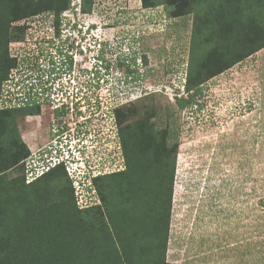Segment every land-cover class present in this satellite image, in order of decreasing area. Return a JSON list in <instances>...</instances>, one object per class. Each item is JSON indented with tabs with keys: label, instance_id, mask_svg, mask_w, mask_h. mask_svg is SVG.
Instances as JSON below:
<instances>
[{
	"label": "trees",
	"instance_id": "obj_1",
	"mask_svg": "<svg viewBox=\"0 0 264 264\" xmlns=\"http://www.w3.org/2000/svg\"><path fill=\"white\" fill-rule=\"evenodd\" d=\"M140 2L143 9L165 5L170 19L191 16L192 42L181 85L184 95L174 98L179 111L195 107L198 113L203 108L198 99L207 81L264 49V0ZM92 7V0H0V264H169L166 252L175 172L170 157L178 148L180 131L172 116L166 117L163 129L155 130L145 115L126 125L131 107L115 108L112 117L122 159L119 171L80 175L75 179L77 191L63 163L32 182L25 181L23 163L30 151L16 121L39 113L38 106H31L32 97L39 93L36 87L30 93L34 83L28 76L13 80V56L28 54V45L36 54L43 53L44 38L36 37L39 41L31 43L30 36L25 37L26 21L38 18L41 24L52 18L58 37L61 15L76 16L77 8L89 14ZM128 59V65L117 64L125 69L126 87L128 78L132 85L138 77L132 72L137 70L132 69L135 59ZM6 85L13 87L12 94L22 95L20 101L25 99L19 107L2 106ZM260 91L264 96V89ZM14 169L17 175L6 180L5 175ZM257 207L258 219L264 220L261 186ZM263 226L258 225L259 233ZM258 245L261 259L264 238Z\"/></svg>",
	"mask_w": 264,
	"mask_h": 264
},
{
	"label": "rangeland",
	"instance_id": "obj_2",
	"mask_svg": "<svg viewBox=\"0 0 264 264\" xmlns=\"http://www.w3.org/2000/svg\"><path fill=\"white\" fill-rule=\"evenodd\" d=\"M92 1V11L78 17L79 24L88 27L90 47L77 54L79 61L65 76L77 79L75 94L83 81L84 95H98L100 109L89 110L95 117L103 115L105 122L99 127L94 121L84 137L85 145L74 155L76 160L82 157L84 169L79 172L88 177L95 173L89 169L109 173L122 166L116 136L108 132L114 126L111 105H129L130 122L145 115L155 130L163 129L166 117L172 116L180 131L178 148L170 157L175 172L167 263L264 264V256L260 259L258 253V241L264 238V226L259 233L258 225L264 220L258 219L257 207L260 186L264 187V96L260 91L264 89V49L207 81L198 99L203 104L198 113L195 107L179 111L174 98L184 95L181 85L192 42L191 16L170 19V8L143 9L140 0ZM34 20L35 37L50 34L48 22L40 25V19ZM93 26L96 29L90 32ZM96 41H101L99 48ZM129 57L135 59L131 67L137 69L132 72L138 77L132 85L128 78L126 87L125 69L117 64L128 65ZM86 81L95 83V90L84 87ZM38 120L29 116L16 121L30 152L47 142L48 134L37 129ZM17 173L9 171L6 180Z\"/></svg>",
	"mask_w": 264,
	"mask_h": 264
},
{
	"label": "flooded vegetation",
	"instance_id": "obj_3",
	"mask_svg": "<svg viewBox=\"0 0 264 264\" xmlns=\"http://www.w3.org/2000/svg\"><path fill=\"white\" fill-rule=\"evenodd\" d=\"M38 19V18H35ZM39 22V20H37ZM43 21V20H42ZM28 27V32L26 33V38L29 37L32 41L33 39L36 40L35 35L33 34V31L35 28H37L36 25L32 26L36 23V21L28 20L26 21ZM40 24V23H39ZM42 25V23L40 24ZM33 27H35L33 29ZM31 30V32L29 31ZM35 37V38H34ZM25 38V39H26ZM55 38V37H54ZM54 38L53 39H46L43 38L42 41V51L41 54H36V50L32 49V47H29L28 45V54L25 56H13L16 61V65L14 67L13 71V80L17 79H23L26 76L31 81L32 87L31 92H33V88H38L41 86L44 81H46V86L50 85V78L56 74L55 72L57 69L55 66L51 65L49 63V55L54 52L55 54L59 52V47L54 46ZM30 41V42H31ZM55 50V51H53ZM70 63V61H69ZM72 64H62L61 67V73L60 74H70L72 71L73 66ZM75 71H77V68H75ZM42 76V84H39L41 81L40 77ZM44 78V79H43ZM50 82V83H49ZM90 82V81H89ZM89 82H85L84 87L92 88L94 89L96 84H91ZM77 93L73 95L71 98H67L65 101H61L59 104H56V102L52 101L51 103L45 105L46 109L42 104H40V98L37 94H35L32 99L34 101V104L32 103L31 106H38L39 113L31 115L32 117H38V127L37 129L39 131H44L48 134L47 142L44 145H39V149H44V151H48L49 149L53 147H58L59 145H63L65 148H70L72 146L75 150L81 149V147L84 144V137H87L91 130L93 129V123L94 121L97 126H101L102 123L105 122L103 115L95 117L92 108H99L100 102L98 101V95L91 94L90 96L83 94V82L79 85ZM95 90V89H94ZM47 92V91H46ZM122 106V105H120ZM120 106L113 105L110 106V112L111 114L114 113L115 108H119ZM126 105L123 104L122 107H125ZM129 119L127 117L125 124H129ZM94 176L103 175L106 172L93 170ZM92 171V172H93ZM119 171V169H118ZM114 172V171H112Z\"/></svg>",
	"mask_w": 264,
	"mask_h": 264
},
{
	"label": "built area",
	"instance_id": "obj_4",
	"mask_svg": "<svg viewBox=\"0 0 264 264\" xmlns=\"http://www.w3.org/2000/svg\"><path fill=\"white\" fill-rule=\"evenodd\" d=\"M78 12L75 15L72 14H64L61 15V25H60V31L58 37L54 36V31H53V22L52 18L48 22L47 29H49L50 34L44 36H36L39 39L42 37L46 39H53L54 37L57 39L56 46H58L59 50H61L62 53H56L52 52L53 54L50 55L49 60L50 62H53V65L57 69L53 76V80H51L49 83V86H46V82L43 83V87L39 86L37 88L38 91V96L40 98V104L47 105L51 103L52 101L56 102V104H59L61 101H65L67 98H71L74 95V90L76 89V85L74 82L78 85V82L76 78H67L65 75L61 74L59 76V70H61L62 64H67L68 61L72 64L71 66H75L77 61H79V56L77 54L81 52H86L88 50L89 43L91 41V35H88V27H83L81 22H78V17L80 15H87V14H82L79 11V8L76 9ZM82 21V18L80 19ZM93 29H96L94 26L89 29L90 32L93 31ZM54 38V39H55ZM37 39V38H36ZM93 40L92 42H94ZM96 45L98 48L101 45V41H96ZM36 48V46L34 47ZM72 48L74 49V53L71 52ZM69 64V63H68ZM52 65V63H51ZM52 65V66H53ZM70 65V64H69ZM83 82V81H82ZM13 87H8V85L3 87V93H2V106L3 107H19L21 103L25 101V99L20 101V98H22V95L17 94V96L12 95V92L14 91L12 89ZM19 88L16 87L15 90H18ZM11 91V93L9 92ZM47 91V92H46ZM9 92V94H8ZM18 97V98H16ZM111 113H109L110 115ZM107 115H104L106 117ZM29 117V116H27ZM112 120L113 117L112 115L109 116ZM115 125V124H114ZM114 129V132L112 131ZM108 132L113 133L116 136V130L115 126H112L109 128ZM45 148L43 149H35L34 152H30V155L28 156L27 159L24 160V175H25V181L26 183L32 182L34 179L40 177L44 172L49 170L52 167L57 166L60 163L65 164V170L69 176V178H74L79 179V176L82 175L79 170L77 169L75 174H73V169H76V165L80 166V169L83 168L82 165V157L79 156L77 157L78 164H75V162H71V158L69 157V152L71 153L72 156L78 153V150H75L72 146L70 148H65L63 145H59L58 147H53L49 149L48 151L51 152L52 157H46L48 151H44ZM119 150V156L120 155V148L119 146L117 147ZM122 162V161H121ZM122 168V166H121ZM120 168V169H121ZM72 172V175H71ZM108 173V172H106ZM75 186V190L77 191L78 189V183L77 181L73 182Z\"/></svg>",
	"mask_w": 264,
	"mask_h": 264
},
{
	"label": "clouds",
	"instance_id": "obj_5",
	"mask_svg": "<svg viewBox=\"0 0 264 264\" xmlns=\"http://www.w3.org/2000/svg\"><path fill=\"white\" fill-rule=\"evenodd\" d=\"M46 153H47V156L46 157H49V156L52 157V154H51L50 151H48ZM69 157L71 158V160H70L71 162H72V160H74L75 161V164H78V160H76L74 156H71V153L70 152H69ZM75 167H76V170L77 169L80 170V166L76 165Z\"/></svg>",
	"mask_w": 264,
	"mask_h": 264
}]
</instances>
